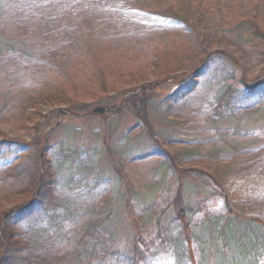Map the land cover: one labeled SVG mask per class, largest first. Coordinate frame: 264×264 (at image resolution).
I'll list each match as a JSON object with an SVG mask.
<instances>
[{
    "label": "rangeland",
    "instance_id": "obj_1",
    "mask_svg": "<svg viewBox=\"0 0 264 264\" xmlns=\"http://www.w3.org/2000/svg\"><path fill=\"white\" fill-rule=\"evenodd\" d=\"M182 3H192L191 8ZM233 3L0 0V137L16 142L17 147L8 151L15 161L27 155L24 146L41 137L38 146L47 145L53 194L60 200L72 203L66 197L68 193L79 194L94 182L97 189H106L109 195L104 204L108 206H104L111 212L103 228L112 233L113 247L130 250V237L140 225L139 233L144 238L157 231L155 221L150 223L144 214L158 200L161 206L167 203L169 198L164 192L176 186V172L168 168L169 159L190 174L189 179L194 178V166L200 164L207 175L215 177L213 187L210 181L203 184L202 194L196 196H205L212 210L226 209V197L233 211L264 218V105L226 113L217 123L215 116L210 118L221 83L231 82L233 74L237 78L243 76L247 83L264 75V0H248L240 6L246 8L245 12L258 9L252 20L261 34L252 31L249 19L239 17L242 11L238 5L231 6ZM180 15L186 21L175 18ZM220 21L227 25L221 31ZM235 29L244 37L234 38ZM4 45L7 50L2 49ZM215 50L233 55L230 59L237 62L234 73L230 76L233 70L229 58L216 56L200 69L189 92L171 95L175 81L197 69L205 55ZM105 65L118 71L128 67V75L125 78L114 70L112 76L106 75L111 80L106 88L95 90L102 86L89 67L98 71ZM57 76H62L64 83L54 84ZM156 78L170 81L157 82L145 112L135 102H126L118 109L109 107L114 102L119 104L130 84ZM57 91L66 93L56 98ZM167 96L169 99H165ZM71 106L87 112L104 108L107 112L102 116H74L69 113L74 111ZM54 113L56 123L47 134L44 124ZM141 117L149 118L150 127L143 125ZM37 151L30 149V161ZM29 171L20 181L18 176L0 185V213L9 211L13 202L22 203L35 194L29 189L33 186ZM184 182L187 190L199 191L188 180ZM217 185L224 197L212 193ZM124 186L128 192L126 201H121L120 190ZM43 212H35L27 218L28 222H15L16 227L11 220V224L4 220L0 236L3 230L13 231L14 238L19 239L16 246L22 243L23 255L45 256L44 251L50 250L52 256L63 258L64 264L80 261L77 246L74 247L79 236L74 224L66 227L75 234L65 230L53 237L50 246L40 247L28 240L27 234L21 235L33 224L48 226ZM130 216L138 220V227H130ZM144 219L146 223H142ZM107 237L104 244L108 251L111 247ZM168 258L163 255L153 264H173Z\"/></svg>",
    "mask_w": 264,
    "mask_h": 264
},
{
    "label": "trees",
    "instance_id": "obj_2",
    "mask_svg": "<svg viewBox=\"0 0 264 264\" xmlns=\"http://www.w3.org/2000/svg\"><path fill=\"white\" fill-rule=\"evenodd\" d=\"M233 1V5H230H238L237 8H240V11H242V13L238 14L239 17L249 19L252 31L261 34L262 32L255 26L256 24L252 20L256 18L258 9L254 8L251 9V11L245 12L246 8H241L240 6L244 5L248 0ZM251 1L254 2L255 0ZM182 4L184 7L188 6L191 8L190 4L192 3ZM185 11L189 14L191 13L189 10ZM175 18L186 21L184 16L181 15ZM218 24L220 25L219 31L225 28L224 26H227L222 21ZM227 24H229V22H227ZM249 30L250 26L248 31ZM232 31L235 32L233 35L234 38L244 37L243 34L236 32V29ZM233 41L236 43V40ZM2 49L7 50V45H4ZM205 56L206 57L202 60V64L197 69L175 81L176 88L171 95L177 96L189 92L191 90L190 88L196 83L197 77L201 74L200 69L204 67V65L207 66L216 56H221L225 59L233 57L232 54L221 50H215L207 53ZM236 63L234 59H230L229 67L231 65L232 68H230V70H233L230 72V76L231 73H234L233 68H235ZM89 68L93 74L96 75L97 82H100L98 85L102 86L95 90L105 89L109 81H111L107 80L106 75L107 77L112 76L111 72H114L115 69L109 65L101 66L98 71L97 69L95 71L92 67ZM127 69L128 67L120 71L115 70L118 72L114 73H119L126 78L128 75ZM232 78L233 80L231 82L227 84L221 83L217 88L218 91L213 101V111L210 113L212 114L210 116L211 119H214L212 118L213 116L216 117V123L226 113H230L231 115L232 112L240 113L250 109L261 108L264 105V75L250 83L245 82L243 76L237 78L233 74ZM62 79V76L53 78L54 84L58 82L64 83ZM161 79L162 78H156L155 81H138L130 84L125 88L119 104L117 105V103L115 104L114 102V104L109 105V107L111 109H118L116 107L126 102H135L138 105L141 104L145 112L147 102L150 100L148 97H152V92H154L157 82L161 83L165 81L168 84L170 81V79ZM56 89L57 88H53V90ZM148 90L152 91L145 93ZM57 92L59 93L56 95V98H60L61 93H66L65 91ZM144 94L146 97L142 98ZM253 95L258 96V98H255ZM170 96L165 97V99H169ZM258 102H260V104L256 105ZM70 103V105H73L72 102ZM95 105L97 106L99 104ZM74 107L76 106H71L70 108L74 111H76V109L80 111L77 113H73L74 111L69 112L74 116H76V114L102 116L107 112V109L105 110L104 108L96 107L87 112L86 109ZM137 107L141 110L140 106ZM136 112H139V110L137 109ZM54 118H57L56 113L50 115L49 119H47L44 124L43 130L47 129V134L56 123V119ZM140 119L143 125L147 128L150 127L148 124L149 118L146 119L145 117L144 119L141 117ZM47 134L45 137H47ZM45 137L43 138L46 139ZM40 138L33 140L32 144L28 143L27 146H24L25 148L22 149L28 151L27 155L22 156L20 161H15L10 158L8 151L17 147L16 142L11 139L0 137V185H6L9 180L11 181L18 176L21 177L18 179L20 181L25 176V171L28 169L30 170L29 175L32 177L33 184L29 189L35 191V194L26 201L22 203L13 202V207H10L9 211L0 213V227L4 226V220L9 224H11L9 222L11 220L16 227L19 220L23 221V219H25V222H28L27 218L29 216L39 210H43L44 217H46L48 221V226L40 228L34 226L35 224H33V226L28 225L29 227L25 231H21V235L25 233L29 236L28 240L33 243H39L40 247H45V245L50 246L49 244H52V241L55 240L53 237H56L57 234L62 235V233L68 230L66 227L68 223L74 224L75 226L73 225V229L79 233L74 247L77 246V251H79L77 257L81 258L80 261L77 259L75 264H153L155 260L163 255L169 257L168 259H170L173 264H259L264 262V218L252 213L246 214L233 211L230 207L229 200L224 197L223 193L220 191L219 185H217L215 189H212V193L224 197V207L226 209L220 211L212 210L205 196L202 195V198L198 197V199L196 196L202 194V191H200V189L202 190L201 186L203 184L207 185L209 181L212 182V188L215 177L213 175H207L205 169L200 164L201 167L199 165L194 166V170H192L194 178L189 179L191 175L186 174L184 169L179 167L174 159H169L168 162L166 161L168 168L176 172L175 179L177 182L176 186L164 192L167 194L169 201L161 206L160 200H158V203H154L144 214L148 218L146 220L150 223L155 221L157 231L152 234V231L148 232V234L151 235L149 238H144L141 236V233H139L142 226L140 225L141 227H138L136 224L138 220L136 221L135 217L130 216L131 218H128L130 227H138V229L135 230L136 232L134 231L130 237L131 242L128 248L130 250H120L117 247H113V245L111 246L112 233L107 232L106 229L103 228L104 221L110 218L109 214L111 210H107L104 206L106 205L104 204L105 198L108 197L109 192L106 191V189H97V184L94 182L89 188H82V192L79 194L76 192L68 193L66 197L68 200H72V203L58 199L56 195L53 194V185L50 179L51 173L48 169L49 161L47 160L48 158H46L47 145L38 146ZM33 148H37L39 151L36 153L37 156L35 155L34 159L30 161L28 158L30 156L29 151ZM43 161H45L46 165ZM119 173L122 172L119 171ZM184 180H188L195 188H199V191L194 189L187 190ZM89 189L93 190L89 191ZM127 192L128 190L125 186L124 190H120L121 201L122 198L126 201L125 194ZM89 212L90 214H88ZM15 222L17 225H15ZM30 222L32 221L29 220V223ZM142 223H146L145 219ZM75 231L67 232L75 234ZM106 236H108L107 240L111 247L108 251L105 247L106 244H104V238ZM1 239L5 240L2 241ZM18 240V238H14L13 231L10 233H5V230L2 231L0 236V264L65 263L62 261L63 258L60 257L61 260L52 256L50 250L44 251V253H46L45 256L39 253L31 255L29 253V256L23 255L20 251L22 243L20 242L21 244L16 246ZM22 252H25V250Z\"/></svg>",
    "mask_w": 264,
    "mask_h": 264
}]
</instances>
